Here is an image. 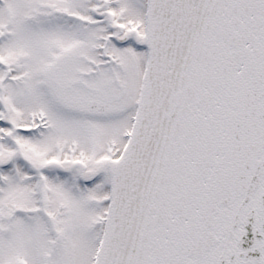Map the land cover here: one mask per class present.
Returning a JSON list of instances; mask_svg holds the SVG:
<instances>
[{
	"label": "snow or ice",
	"instance_id": "6c2138e0",
	"mask_svg": "<svg viewBox=\"0 0 264 264\" xmlns=\"http://www.w3.org/2000/svg\"><path fill=\"white\" fill-rule=\"evenodd\" d=\"M0 264H264V0H0Z\"/></svg>",
	"mask_w": 264,
	"mask_h": 264
}]
</instances>
